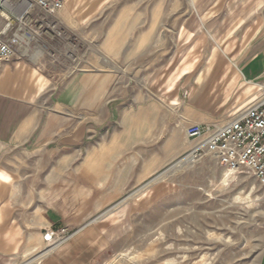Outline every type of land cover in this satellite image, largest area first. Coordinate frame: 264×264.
Instances as JSON below:
<instances>
[{
    "label": "rangeland",
    "instance_id": "1",
    "mask_svg": "<svg viewBox=\"0 0 264 264\" xmlns=\"http://www.w3.org/2000/svg\"><path fill=\"white\" fill-rule=\"evenodd\" d=\"M63 2L54 16L34 10L7 32L29 39L12 63L29 64L46 80L33 99L35 116L57 121L40 127L57 134L51 143L0 150V169L26 186L27 218L36 214L43 233L93 231L89 264H264V185L210 155L192 154L195 142L167 120L177 106L160 91L174 54L189 44L197 73L209 63L233 69L255 57L264 61V0ZM161 8L170 21L186 17L187 29L155 30L150 46H99L116 22L144 20ZM179 33L185 47L177 46ZM88 76L91 89L101 79L102 93L82 92ZM210 79L197 98L212 88ZM195 81L190 76L179 95L186 105ZM263 83L264 75L247 86L256 90L233 109L230 100L202 116L213 120L209 125L225 123L260 95ZM72 131V145H57ZM39 249L17 263L47 251L44 243Z\"/></svg>",
    "mask_w": 264,
    "mask_h": 264
},
{
    "label": "crops",
    "instance_id": "2",
    "mask_svg": "<svg viewBox=\"0 0 264 264\" xmlns=\"http://www.w3.org/2000/svg\"><path fill=\"white\" fill-rule=\"evenodd\" d=\"M170 19V11L163 8L155 11L150 18L146 17L144 20L127 21L123 19L115 23L111 31L105 35L103 42H99V46L128 44L150 46L156 43L153 34L155 30L176 29L185 31L187 29L188 23L186 22L188 20L186 17L179 16L172 21ZM129 30H146L147 32L141 34L140 37L138 35L133 37L134 35L128 32ZM132 37L134 42H132ZM177 46H186L184 39L180 40V33L177 38ZM188 46L190 47L188 51L183 48L174 54L173 64H171L169 72L162 79L160 85V91L166 101L177 106L167 120L177 129L182 128L181 134L184 141L186 139L184 128L189 122L209 125L213 121L210 117H203L202 111L211 108H224L230 100L232 104L230 108L233 109L253 89L256 90L254 87L247 86L264 75V61L260 57L252 58L238 65L232 64L233 69L224 62L216 69H212L213 64L209 63L208 68L197 73L195 71L197 60L192 57V44ZM109 54L112 53L109 52ZM190 76H194L195 85L198 87L191 98L188 97L189 94L186 91L183 92V99L189 98L190 104L186 105L180 101L179 95L190 87L191 83L187 82ZM85 78L82 84L83 93H102L101 79H99L96 90L95 87L90 88V77H87V85ZM208 79H210L208 84L212 88L206 87L205 91L201 92V97L197 98L195 95ZM46 84V80L40 77L29 64L11 62L1 66L0 150L26 151L31 144L40 146L47 142L51 143L57 137L56 133H49L48 135L47 129H40L41 126L49 125L52 121L57 122L56 119H47L46 122H42L35 116L33 108L35 95L43 92ZM203 95L206 96V100L202 97ZM73 137L72 131L68 136L66 135V137L56 141L57 145L61 147L72 145ZM48 138L50 141L47 140ZM25 189L24 183L15 179L6 169H0V264H19L17 263L18 258L33 254L43 243V230L40 220L36 219V214L33 215L32 219L31 216L27 218L25 208L27 204L30 205V202H27L29 199L26 198ZM48 226H52V224L50 223ZM66 232L68 233L67 230ZM92 234L93 231L91 230H79L54 251L38 256L24 264H33L39 259L40 264H89L95 256L96 250L94 242L89 240L92 238Z\"/></svg>",
    "mask_w": 264,
    "mask_h": 264
},
{
    "label": "built area",
    "instance_id": "3",
    "mask_svg": "<svg viewBox=\"0 0 264 264\" xmlns=\"http://www.w3.org/2000/svg\"><path fill=\"white\" fill-rule=\"evenodd\" d=\"M63 8V0H0V68L13 62L29 39L15 32L7 36L13 24L30 18L34 10L54 16ZM13 17V18H11ZM260 95L242 111L221 125L188 124L187 139L195 142L192 154L210 155L227 171L253 176L264 185V83L258 85ZM64 229H48L42 242L54 251L71 238Z\"/></svg>",
    "mask_w": 264,
    "mask_h": 264
},
{
    "label": "bare ground",
    "instance_id": "4",
    "mask_svg": "<svg viewBox=\"0 0 264 264\" xmlns=\"http://www.w3.org/2000/svg\"><path fill=\"white\" fill-rule=\"evenodd\" d=\"M50 251L49 250H47L43 255H45V254H47V253H49Z\"/></svg>",
    "mask_w": 264,
    "mask_h": 264
}]
</instances>
